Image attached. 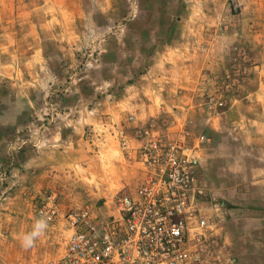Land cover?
Listing matches in <instances>:
<instances>
[{
  "label": "rangeland",
  "instance_id": "obj_1",
  "mask_svg": "<svg viewBox=\"0 0 264 264\" xmlns=\"http://www.w3.org/2000/svg\"><path fill=\"white\" fill-rule=\"evenodd\" d=\"M258 1L0 0V264H20L11 221L18 203L33 209L55 190L30 186L34 164L39 175L55 153L97 154L89 170L80 168L88 185L70 204L107 215L115 194L133 187L117 185V175L143 172L131 140L141 150L160 135L205 136L200 179L224 205L195 264H264V11L256 19L251 12ZM204 22L211 30L199 28ZM207 35L214 45L201 44ZM185 38L214 60L192 89L190 70L171 59ZM164 64L174 69L160 82L151 68Z\"/></svg>",
  "mask_w": 264,
  "mask_h": 264
},
{
  "label": "built area",
  "instance_id": "obj_2",
  "mask_svg": "<svg viewBox=\"0 0 264 264\" xmlns=\"http://www.w3.org/2000/svg\"><path fill=\"white\" fill-rule=\"evenodd\" d=\"M205 142L150 138L138 152L140 183L116 193L107 215L91 205L64 207L55 191L41 195L37 216L72 230L63 255L44 264H195L225 210L200 179Z\"/></svg>",
  "mask_w": 264,
  "mask_h": 264
},
{
  "label": "crops",
  "instance_id": "obj_3",
  "mask_svg": "<svg viewBox=\"0 0 264 264\" xmlns=\"http://www.w3.org/2000/svg\"><path fill=\"white\" fill-rule=\"evenodd\" d=\"M259 3L260 2L258 1L255 5L251 6V12L255 14V19L258 17V15H260V13L264 11L263 3ZM246 9L248 8H245L244 11ZM209 14L210 12L208 13V17L210 16ZM204 23L199 28L211 30L210 27L206 26L211 24H208V22ZM201 38V44L210 46L214 45L215 43V38L211 36L209 37V35L202 36ZM220 42L223 45H226L227 42H230V40L225 39L224 41L220 40ZM179 44V48L176 47L172 51L173 55L171 56V59L175 61L177 65H180V63L184 64V67L190 70V73H192L190 74V77H192V79L185 84L186 88L192 89L195 86L196 82H198L200 76L208 72L211 67L210 63L214 65V60L212 61L210 57H207V54L201 55V53H198V51L194 50V48L189 47L190 42L188 38L183 39ZM198 44L200 43L198 42ZM186 60H189L190 62L185 63ZM163 67L165 68V71L160 72L156 70L154 71V69L151 68V74L156 73V75L158 76L157 81L160 82L163 80V76L166 75L167 70H170L171 73V70L174 69V66L168 67V65L165 64ZM155 101L158 102L159 100L157 99ZM195 138L196 137L189 138L188 141L193 142ZM133 141L131 140L132 150L128 152H141L140 148L143 142L141 143V141L137 139H134ZM204 145L205 143L200 149L202 150V152L206 150V145ZM81 151L82 152L55 153L52 157H49V162L46 160V162L42 164V168H40V171L42 173H39V175H36L37 168H35L34 164L32 166L34 168L32 172V181L30 180V186L41 191L50 188L55 189L56 191H54L59 194L61 203L64 207H69V205L72 206V204L70 203L75 204L74 200L77 198H73V196L76 194L75 192H77V189H79L80 186L84 187V184L88 185L87 183H85L86 181L84 182L87 176L84 177V175L80 171V168L84 171L89 170V168L91 167L89 161L99 157L97 154L85 152V149ZM111 151L109 149L105 150V152H108V155ZM120 152L125 151L121 150ZM51 153L52 152H48V154ZM45 167H47V169ZM140 173V175H135L134 173H125L121 176L117 175L118 178L116 183L117 185H119L120 183L121 185L131 184L133 186L131 188H134L140 183V180L143 177V172ZM18 206L19 211H17L19 212V216L11 217V221L18 222L17 230L20 231V239L17 241V245L13 247V250L17 252L19 256L20 264H44L49 260L60 258L66 249L68 240L72 234V230H70L67 224L63 221H58L51 224L49 223V228L46 234L41 239H39L33 247L25 249L21 245V237L24 233L31 231L35 220L39 217L36 214L35 207L33 206V209H31V205L28 204V202L27 204H24V206L23 203H18Z\"/></svg>",
  "mask_w": 264,
  "mask_h": 264
},
{
  "label": "clouds",
  "instance_id": "obj_4",
  "mask_svg": "<svg viewBox=\"0 0 264 264\" xmlns=\"http://www.w3.org/2000/svg\"><path fill=\"white\" fill-rule=\"evenodd\" d=\"M49 228V218L46 215H41L35 220L31 231L24 233L21 237V245L25 249L33 247L36 242L41 239Z\"/></svg>",
  "mask_w": 264,
  "mask_h": 264
}]
</instances>
